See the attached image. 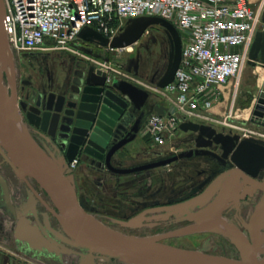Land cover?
<instances>
[{
    "label": "water",
    "instance_id": "water-1",
    "mask_svg": "<svg viewBox=\"0 0 264 264\" xmlns=\"http://www.w3.org/2000/svg\"><path fill=\"white\" fill-rule=\"evenodd\" d=\"M5 16V2L0 0V152L19 178L25 181L27 177L33 178L49 195L58 210L52 212L65 232V235H59L61 240L89 251L80 264H97L95 258L98 255L108 263L119 260L125 264H264V198L257 202L249 222H244L250 237L236 224L228 222L223 214L229 207L239 208L242 203L250 202L257 192L264 193V140L255 137L240 139L239 134L220 132L212 125L195 121L181 123V131L196 134L195 147L179 152L164 164L179 158L205 155L221 166L217 177L204 182L205 185L211 180L203 192L185 202L163 208L169 215L185 217L190 224L152 236L126 234L114 229L87 212L78 198L70 163L81 155L85 161L91 160L94 164L98 161L114 169L113 158L136 139L142 128V116L136 118V115L143 114L151 92L125 79H114L109 83L106 73L90 67L81 74L70 93L66 89L58 96L51 93L48 98L39 100L37 106L23 102L21 112L16 56L9 47ZM153 26L163 27L170 41L168 64L156 83L157 88L163 89L174 81L182 58L181 34L170 21L159 16H143L130 19L113 39L93 28L81 30L79 38L100 47L125 48L137 43ZM249 59L252 66L264 68V28L256 34ZM81 68H86V64ZM5 74L9 84L4 82ZM152 110L165 115L168 108L158 101ZM25 114L27 124L37 128L45 140H56L53 142L55 152L45 144L40 145L28 130L23 129ZM253 116L264 118V90L258 95ZM213 145L219 146L222 153L211 150ZM154 166L158 164L143 168ZM0 186L5 204L9 205V188L1 174ZM33 214L34 225L26 215L20 217L16 231L18 238L27 240L28 234L49 250L59 251L55 244L46 241L49 234L35 207ZM140 221L141 217H135L122 224L134 227ZM201 232L226 235L240 251V257L163 243L166 239ZM68 252L77 253L72 249Z\"/></svg>",
    "mask_w": 264,
    "mask_h": 264
},
{
    "label": "flooded vegetation",
    "instance_id": "flooded-vegetation-1",
    "mask_svg": "<svg viewBox=\"0 0 264 264\" xmlns=\"http://www.w3.org/2000/svg\"><path fill=\"white\" fill-rule=\"evenodd\" d=\"M167 39L170 44L168 36ZM85 43L84 46L81 48L79 47V50L84 54H95L96 56L102 54L104 59H109V57L103 53L105 52V48L93 43ZM64 54V50L36 51L23 54L22 58H24V60H39L36 62L38 65L39 77L36 81L31 77H27V74L23 75L21 61L17 59V57L15 58L19 95L18 106L21 112H23L21 106L23 102H25L26 105L28 102L30 105L37 106L39 100L48 98L51 93L58 96L63 93L64 89H66L67 93H70L72 87L76 86L81 79V74L84 71L87 72L90 67H94L92 64L85 61L88 60L85 57L67 54V58H65L63 57ZM46 60L68 61L63 63L59 62V64H51L47 63ZM83 64H86V68H81ZM167 64L168 60L164 61L155 72L151 74L150 82L152 84L160 80L166 70ZM62 67H65L66 70L64 74L61 71ZM7 78L8 76L5 74V84H9ZM32 101L35 102L32 103ZM156 102L158 101H153L150 98L148 104L142 111L143 114L138 113L136 115V118L142 116V128L136 139L124 146V149L113 158L111 163L114 169H110L107 164L98 161L95 162V164L92 163L91 160L89 162L85 161L82 159L81 155H78L75 158L77 162L81 164V162L84 161L89 167V173L85 174L82 180L80 179L81 184L79 185L74 170L75 167L72 168L70 163V167L75 174V186L79 200L83 202L87 212L114 229H117L113 227L117 226L115 225L117 223H113L112 220L122 223L134 219L135 217H141V221L137 225L134 227L123 226L133 230H141L142 232H144L145 229L147 232L148 227L154 228L155 226L158 227L161 225L174 226L167 231L158 233L162 234L190 224L185 217L178 218L175 214L169 215L167 209L163 208H169V206L185 202L193 196L200 194L206 189L210 181L220 174L221 166L213 162L209 156L205 155L191 158H179L178 160L164 164L165 161L178 155L179 152L188 151L195 147L196 134L192 132H185L187 136L180 139L178 144H175L171 151L166 152L165 150H161L160 147L155 145L149 138L144 142V144L148 146L147 151H140L138 148H133V144L140 137V133L149 116L153 113L152 107ZM26 114L24 115L25 117H23V129L26 132L28 130L40 145L45 144L51 151L55 152L53 148L55 145L53 142L56 140H53V142L48 139L45 140L44 137L40 135L37 128L27 124ZM250 122L255 124L252 120H250ZM211 150L218 154L222 153L220 147L217 145H213ZM5 153L7 152L5 151ZM141 155L143 156L141 160L139 158L132 159V161L128 159L131 156L139 157ZM153 164H158V166L143 168ZM161 172L165 176H162ZM0 174L7 182L10 196L9 205H6L5 199L3 198V191L0 186V250L5 255L6 253L9 254V262L12 264H80L89 251L86 249H77L61 240L59 235H65V232L59 220L52 212L53 209L56 212H58V210L45 190L33 178L27 177V181L19 178L9 163L5 161V157L1 152ZM163 177L165 178L163 179ZM208 178H211V180L204 185V182ZM161 186L162 189H160ZM103 192L105 194H103ZM109 193L114 195V204L111 205L113 209L110 206L106 207L101 205L96 201L110 199L111 196ZM126 198H135L137 201L134 202ZM262 198H264V193L257 192L250 202L242 203L239 208L229 207L225 209L223 214L228 222L236 224L249 236L244 222H249L257 202ZM33 207L36 208L42 226L49 234L46 241L48 240L49 244H55L59 251L49 250L46 245L33 241L28 234L27 240L18 238L16 231L19 219L22 215H26L27 219L31 220V225L35 224ZM119 225L120 224H118V226ZM117 230L121 231L119 228ZM208 235V238L204 240L199 249L210 254L224 256L223 254L215 253L219 251L220 245L216 243V239L213 237V235L222 237L223 234L209 232ZM58 244L61 246H58ZM71 249L75 250L77 253H69L68 250ZM227 257L239 258L240 251L236 246H233V250H231ZM262 257H264V255H262ZM114 261L115 260H112L108 263L101 255L95 258L97 264H114ZM118 264L121 263L118 262Z\"/></svg>",
    "mask_w": 264,
    "mask_h": 264
},
{
    "label": "built area",
    "instance_id": "built-area-1",
    "mask_svg": "<svg viewBox=\"0 0 264 264\" xmlns=\"http://www.w3.org/2000/svg\"><path fill=\"white\" fill-rule=\"evenodd\" d=\"M4 26L16 55L28 52L67 50L86 59L71 47L81 30L93 28L109 39L118 36L130 19L159 16L173 23L182 38V58L174 81L163 89L170 98L165 115L153 112L145 126L151 139L164 145L185 121L212 119V109L233 79L237 84L259 30L264 28V0H4ZM125 48L103 47L110 51ZM107 82L125 79L112 60H91ZM166 106V105H165ZM250 120L264 127V118ZM246 121V120H245ZM144 126V127H145ZM240 139L264 134L252 130ZM261 136V137H260ZM77 159L71 162L76 166Z\"/></svg>",
    "mask_w": 264,
    "mask_h": 264
},
{
    "label": "rangeland",
    "instance_id": "rangeland-1",
    "mask_svg": "<svg viewBox=\"0 0 264 264\" xmlns=\"http://www.w3.org/2000/svg\"><path fill=\"white\" fill-rule=\"evenodd\" d=\"M260 1V0H255ZM86 43L79 41L73 42L71 45L72 48L78 50L79 47L81 48ZM91 46V45H90ZM170 50V44L167 39L166 31L161 26H153L150 27L143 37L133 46H131L128 49H123L119 51H110L105 49L104 55H107L110 60H112L113 66H115L117 69L121 70L123 73L122 78H127L129 81L137 84L138 86L145 88L151 92V99L153 101H160L164 105H170L171 104V98L169 94L165 90H160L156 87V83L152 84L150 82V77L153 72L161 65L164 61L168 60V54ZM65 54L63 57L67 58V54H72L75 56H81L77 53H73L71 51L64 50ZM80 53L84 54L81 50ZM87 57H89V60H85L92 64L91 60H104L102 54H99V56H96L95 54H85ZM23 55H17V59L21 61V70L23 75L27 74V77H31L33 80H38V65L36 62L39 60H24L22 58ZM82 57V56H81ZM43 61V60H41ZM47 63H63L68 60H46ZM64 65V64H63ZM62 73H66L65 67H62ZM36 77V78H35ZM248 82L246 84L245 81ZM232 86L231 88V94L230 99L225 101L224 103H221L219 107L216 105L212 109V119L209 120H200L199 123H204L208 125H212L216 127L219 131H222L224 133H231V134H240L242 137L249 134L247 130L256 131L259 133L264 134V127L253 124L250 122V115L251 111L254 107V103L260 93V91L264 90V84H262V69H256L253 67L250 63L245 67L241 79L239 81V84H237V80L233 79L231 81ZM249 96H247V94ZM246 97H250V101L243 106V100H245ZM242 102V103H241ZM219 104V103H218ZM246 120V121H245ZM187 134L183 131H177L174 138L168 140L164 145H158L156 144L150 137V134L148 132V128L146 126L142 129L140 133V140L142 143H144V140L151 139V141L160 147L161 150L171 151L173 149V146L178 144L179 140L182 138H185ZM261 137V136H260ZM143 138V139H142ZM143 156L139 157H129L130 161L132 159L139 158L140 160L143 159ZM83 165H86V163L79 162L76 163V166L74 168L78 184L80 185V179L82 180V177H84L85 174L89 173L84 172L82 167ZM7 169V167H6ZM5 169V170H6ZM162 174V172H161ZM164 174H162L163 176ZM165 176V175H164ZM165 177H163L164 179ZM162 179V180H163ZM168 180V179H167ZM162 189V186L161 188ZM103 194H105L103 192ZM111 198L106 199L104 201L102 200H96L101 205H104L106 207L110 206L112 208V204H114V195L109 193ZM127 200L137 201L135 198H126ZM109 207V208H110ZM113 209V208H112ZM113 223H117L113 226L115 228L121 229L122 232L126 234H137V235H153L158 234L164 231H167L169 228H172L174 226H167V225H161V226H155L154 228L148 227L147 232L146 229L144 232L141 230H133L131 228H126L123 226V224L118 221L112 220ZM118 224H120L118 226ZM123 228V229H122ZM209 232H201L196 233L192 235L177 237V238H170L163 241V243L171 244L177 247H183L186 249H199L202 246V243L206 238H208ZM215 237V241L217 244L220 245L219 251L215 252L216 254H223L224 256H228L231 250H233V246H235L229 237L226 235H223L222 237H219L218 235H213ZM120 262L121 264H124V262L115 260L114 264H118Z\"/></svg>",
    "mask_w": 264,
    "mask_h": 264
},
{
    "label": "crops",
    "instance_id": "crops-1",
    "mask_svg": "<svg viewBox=\"0 0 264 264\" xmlns=\"http://www.w3.org/2000/svg\"><path fill=\"white\" fill-rule=\"evenodd\" d=\"M253 67H255L256 69H262V84H264V68L261 65L253 66ZM247 82H248V80L245 81L244 84H246ZM231 86H232V83L230 82V84L226 88H224V96L222 97V100L219 102V104H216V105H218L217 107H219V105L221 103H224L226 100L228 101L230 99V94H231V88L230 87ZM246 94H247V96H249L248 93H246ZM249 101H250V97H246L245 100H243V103L242 102L241 103L244 106ZM255 103H256V101H255ZM255 103H254V107H255ZM216 105H215V107H216ZM254 107H253V109H254ZM253 109H252L251 113L253 112ZM140 139L141 138L139 137L138 140H136V142L133 144V148H138V149H140V151H147L148 146L146 144L142 143ZM144 142H145V140H144ZM82 169L86 173V172H88L89 167L86 165H83ZM8 255H9L8 253H6V255L3 254V252L0 250V264H12L9 262L10 260L8 259Z\"/></svg>",
    "mask_w": 264,
    "mask_h": 264
},
{
    "label": "bare ground",
    "instance_id": "bare-ground-1",
    "mask_svg": "<svg viewBox=\"0 0 264 264\" xmlns=\"http://www.w3.org/2000/svg\"><path fill=\"white\" fill-rule=\"evenodd\" d=\"M15 56L17 57V55L15 54ZM139 236H152V235H139Z\"/></svg>",
    "mask_w": 264,
    "mask_h": 264
}]
</instances>
